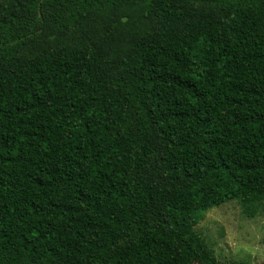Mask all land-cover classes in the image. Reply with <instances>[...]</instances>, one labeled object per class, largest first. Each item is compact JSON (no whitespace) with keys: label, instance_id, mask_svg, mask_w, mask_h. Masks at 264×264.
Returning <instances> with one entry per match:
<instances>
[{"label":"trees","instance_id":"16d2710c","mask_svg":"<svg viewBox=\"0 0 264 264\" xmlns=\"http://www.w3.org/2000/svg\"><path fill=\"white\" fill-rule=\"evenodd\" d=\"M230 201L264 202V0H0V264H223Z\"/></svg>","mask_w":264,"mask_h":264},{"label":"rangeland","instance_id":"374dc122","mask_svg":"<svg viewBox=\"0 0 264 264\" xmlns=\"http://www.w3.org/2000/svg\"><path fill=\"white\" fill-rule=\"evenodd\" d=\"M257 207L249 215L239 201H230L205 212L196 228L220 263L264 264V202Z\"/></svg>","mask_w":264,"mask_h":264}]
</instances>
